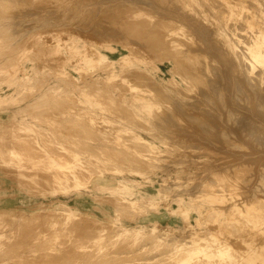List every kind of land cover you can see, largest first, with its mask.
Wrapping results in <instances>:
<instances>
[{
  "label": "rangeland",
  "instance_id": "obj_1",
  "mask_svg": "<svg viewBox=\"0 0 264 264\" xmlns=\"http://www.w3.org/2000/svg\"><path fill=\"white\" fill-rule=\"evenodd\" d=\"M214 22L206 0H0V97L14 99L0 105V149L12 146L20 159L40 162H25L30 173H22L18 161L9 168L0 157V264L264 263L263 250L254 254L264 247L258 220L264 216V80L257 77L260 68L250 73L213 37ZM69 38L75 42L66 44ZM90 44L111 62L131 52L138 63H115L114 77L106 63L96 71L79 67L70 48L85 46L93 56ZM142 60L159 72L150 74ZM22 69L25 86L19 85ZM135 94L149 99L148 112L134 103ZM114 181L132 193L137 210L114 193ZM240 198L259 199V214L232 221L228 205ZM147 199L156 205L144 204ZM66 209L96 220L95 226L66 221L60 215ZM20 213L45 215L22 221ZM136 228L143 233L134 234ZM216 239L227 240L234 253L203 254L205 243ZM175 246L185 250L177 254Z\"/></svg>",
  "mask_w": 264,
  "mask_h": 264
},
{
  "label": "bare ground",
  "instance_id": "obj_2",
  "mask_svg": "<svg viewBox=\"0 0 264 264\" xmlns=\"http://www.w3.org/2000/svg\"><path fill=\"white\" fill-rule=\"evenodd\" d=\"M183 1H185V0H183ZM193 2V1H192ZM197 2V1H196ZM216 3V6H214V4L213 5H211L210 3ZM184 3V2H183ZM185 5V4H184ZM204 5V4H203ZM206 5H207V7H209V9H210V11H211V14H212V18H214V23H213V27H212V31H210V32H216V34H215V36H213V37H216V38H218L219 40H221L222 42H221V44L223 45L222 47L224 48L225 47V49H229L230 51H231V54L233 55V56H237V59H239V61H242L243 63H241V64H248L249 65V68H250V73L257 67L259 70H260V72H259V74L257 75V77H261L262 78V80H264V0H208V2H207V0H206ZM186 6V5H185ZM196 10H197V8H195ZM137 10H139V9H137ZM137 10H135V11H137ZM174 12L176 13L177 12V10H174ZM192 12V11H191ZM194 12V11H193ZM196 12V11H195ZM135 13V12H134ZM206 13V12H205ZM217 13V14H216ZM132 14V13H131ZM198 14V13H197ZM216 14V15H215ZM223 14V15H222ZM225 14V15H224ZM172 15V14H171ZM207 15V14H206ZM194 16V15H193ZM195 16H197V15H195ZM194 16V17H195ZM178 17V16H177ZM204 17V16H203ZM145 19V18H144ZM143 19V20H144ZM176 19V18H175ZM192 19H194V18H192ZM130 20V19H129ZM204 20V19H203ZM229 20H232V23L234 22V24L230 27V26H228V21ZM140 21H141V19H140ZM136 22H137V20H136ZM142 22V21H141ZM140 22V23H141ZM146 22V21H145ZM151 22V21H150ZM231 23V22H230ZM142 24V23H141ZM182 25V24H181ZM140 26V25H139ZM134 27V26H133ZM138 27V26H137ZM144 27V26H143ZM182 27V26H181ZM149 28V27H148ZM173 28V27H172ZM172 28H171V30H172ZM146 29V28H145ZM170 29V28H169ZM168 29V30H169ZM206 29V28H205ZM208 29V28H207ZM211 29V28H210ZM154 30H155V28H154ZM167 30V31H168ZM174 31V30H173ZM168 32H170V31H168ZM180 32V31H179ZM209 32V33H210ZM179 34V33H178ZM208 34V33H207ZM210 35V34H209ZM54 35H52V37H53ZM170 36V35H169ZM165 37V36H164ZM166 37H167V33H166ZM58 38H60V36L58 37ZM36 39V38H35ZM73 39H74V37H73ZM182 39V38H181ZM78 40V39H77ZM61 41V40H60ZM163 41V40H162ZM171 41V40H170ZM172 41H174V40H172ZM218 41V40H217ZM75 42V40L73 41L72 40V38H69L68 39V42L66 43V44H68V45H70L71 43H74ZM166 42V41H165ZM42 43V42H41ZM89 43V42H88ZM179 43V42H178ZM62 44V43H61ZM168 44H169V41H168ZM167 44V45H168ZM176 44H177V42H176ZM175 44V45H176ZM220 44V43H219ZM178 45V44H177ZM39 46V45H38ZM45 46V45H44ZM44 46H43V48H44ZM90 46V51L89 52H91L92 54H93V56L92 55H89V54H87L86 53V48H85V46H83V48H81L80 50L77 48V47H75L74 45L70 48L71 49V52H72V54H73V56L74 57H77V61L79 62L78 63V66L79 67H84V68H88V69H92V70H94V71H96L94 68L95 67H97L98 65L100 66V64L101 63H106L107 64V67L109 66L110 67V74H111V77H114V76H116V73H115V67H113L114 66V64L115 63H117V64H120V65H122V66H124L125 68L126 67H128V66H130V65H135V64H137L138 62L135 60V59H132V53L131 52H128V54L126 55V56H124V57H121L120 59H118V60H116V62H111V61H109L107 58H106V56H104V55H102L100 52H99V50L95 47L96 45H93V44H90L89 45ZM100 46V45H99ZM102 46V45H101ZM169 46V45H168ZM47 47V46H46ZM66 47V46H65ZM170 47V46H169ZM174 47H177V46H174ZM173 46L171 47L172 49L174 48ZM178 47H180V46H178ZM215 47V46H214ZM217 47V46H216ZM41 48V47H40ZM105 48L106 49H109L110 47L109 46H105ZM104 48V49H105ZM13 49V48H12ZM89 49V48H88ZM177 48H175V50H176ZM179 49V48H178ZM177 49V50H178ZM27 50V49H26ZM41 50V49H40ZM65 50V49H64ZM109 50H112V49H109ZM171 50V49H170ZM219 50H220V45H219ZM239 50V52H237ZM127 51H129V50H127ZM88 52V51H87ZM186 53V52H185ZM188 54V53H187ZM87 55H89L90 57H88ZM189 55V54H188ZM33 56V55H32ZM92 56V57H91ZM29 57V56H28ZM136 58H137V56H136ZM10 59V58H9ZM144 59V58H143ZM141 60V59H140ZM182 61V60H181ZM185 61V60H184ZM188 61V60H187ZM144 65H145V68H146V70H148V72L150 73V74H153V73H156V72H159V68L158 69H155L152 65H150L149 63H147L146 62V60H142L141 61ZM5 63V62H4ZM12 63V62H11ZM13 64V63H12ZM106 64H104L105 66H106ZM2 65H3V63H2ZM1 66V65H0ZM4 66V65H3ZM104 66V67H105ZM179 67V66H178ZM76 68V67H75ZM174 68V67H173ZM172 68V69H173ZM2 69V68H1ZM8 69V68H7ZM33 69V68H32ZM59 69V68H58ZM104 69V68H103ZM106 69V68H105ZM182 69V68H181ZM247 69V68H246ZM246 69H245V71H246ZM188 70V69H187ZM248 70V69H247ZM0 73H1V71H0ZM7 73L8 74H10L9 72H5L4 73V75H7ZM48 74V73H47ZM61 74H62V72H61ZM78 74V73H77ZM89 74V73H88ZM188 74V73H187ZM245 74V73H244ZM248 74H249V71H248ZM247 74V75H248ZM3 74H1V76H2ZM21 76H20V80H19V77H18V80H19V85L20 86H25V83H24V81H25V79H27L28 78V75H27V73H26V71L24 70V69H22V71H21V74H20ZM107 75V74H106ZM186 75V74H185ZM189 75V74H188ZM250 75V74H249ZM121 77V76H120ZM185 77V76H184ZM255 77H256V75H255ZM255 77H254V79H255ZM256 77V78H257ZM4 78V77H3ZM16 78V77H15ZM14 78V79H15ZM36 78V77H35ZM81 78V77H80ZM79 78V79H80ZM37 79V78H36ZM44 79V78H43ZM47 79V78H46ZM73 79V78H72ZM6 80V79H5ZM4 80V81H5ZM41 80V79H40ZM60 80H62L61 79V77H60ZM94 80V82L95 81H97V80H95V79H93ZM103 80V79H102ZM249 80H251V79H249ZM253 80V79H252ZM89 81V80H88ZM92 81V80H91ZM257 81V80H256ZM38 82V81H37ZM61 82V81H60ZM99 82H100V80H99ZM74 83V82H73ZM88 83H93V81L92 82H88ZM87 83V81H86V83L85 84H88ZM101 83V82H100ZM171 83V82H170ZM40 84V83H39ZM184 84V83H183ZM33 85V84H32ZM43 85V84H42ZM184 85H186V84H184ZM78 86V85H77ZM34 87V86H33ZM91 87V86H90ZM107 87V86H106ZM189 87V86H188ZM65 88V87H64ZM67 88V87H66ZM134 88V87H133ZM100 89V88H99ZM98 89V90H99ZM72 90H73V88H72ZM109 90V89H108ZM132 90L133 89H131V92H132ZM50 91V90H49ZM48 91V92H49ZM62 91V90H61ZM84 91V90H83ZM107 91V90H106ZM110 91V90H109ZM113 91H114V89H113ZM151 91V90H150ZM54 92V91H53ZM81 92V91H80ZM97 91H95V93H96ZM98 92H100V91H98ZM108 92V91H107ZM115 92V91H114ZM137 92V91H136ZM149 91H145V92H143L144 94H149L148 93ZM264 92V91H263ZM58 93H59V91H58ZM57 93V94H58ZM85 93V92H84ZM89 93V92H88ZM53 94V93H52ZM56 94V93H55ZM61 94V93H60ZM79 94V93H78ZM102 94V93H101ZM105 93H103V95H104ZM109 94V93H108ZM134 94V93H133ZM133 94H131L132 96H133ZM146 94V95H147ZM43 95V94H42ZM42 95H41V97H42ZM49 95V94H48ZM63 95V94H62ZM82 95V94H81ZM89 95V94H88ZM98 95V94H97ZM99 95H100V93H99ZM106 95V94H105ZM153 95V94H152ZM52 96V95H51ZM65 96V95H64ZM101 96V95H100ZM107 96V95H106ZM109 97L110 96H112L111 95V92H110V95H108ZM145 95H140V94H135L134 95V97L132 98L133 100H134V103L135 102H138V105H140V107H139V109H141L142 111H147L148 112V110L151 108V104L149 103V99L148 98H146V97H144ZM148 96V95H147ZM10 97V95L8 96H5V97H0V105L2 106L3 104H5V103H8V102H11V101H14V99H12V98H9ZM47 97H49V96H47ZM54 97H55V95H54ZM53 97V98H54ZM66 97V96H65ZM83 97H84V95H83ZM96 97H98V96H96ZM254 97V96H253ZM46 98V97H45ZM50 98V97H49ZM52 98V97H51ZM103 98V97H102ZM127 98H130V97H127ZM130 98V99H131ZM41 98H39V100H40ZM43 99V98H42ZM66 99V98H65ZM83 99V98H82ZM96 99V98H95ZM101 99V98H100ZM130 99H128V100H130ZM22 100V99H21ZM47 100V99H46ZM61 100V99H60ZM85 101H87V100H84V102ZM91 101V100H90ZM108 101V100H107ZM111 101V100H110ZM115 101V100H114ZM123 101V100H122ZM131 101V100H130ZM35 102H36V100H35ZM40 102V101H39ZM92 102V101H91ZM95 102V101H94ZM129 101H127V103H128ZM152 102V101H151ZM43 103V102H42ZM79 103H80V101H79ZM86 103V102H85ZM95 103H97V100H96V102ZM98 103H100V101H98ZM10 104V103H9ZM20 104V103H19ZM41 104V103H40ZM47 104V103H46ZM128 104H130V103H128ZM31 105H33V104H30V106ZM105 105V104H104ZM130 105H132V106H134V108H135V105L136 104H132V102H131V104ZM56 106V105H55ZM54 106V107H55ZM98 106V105H97ZM103 106V105H102ZM137 106V105H136ZM51 107V106H50ZM58 107H60V106H58ZM81 107V106H80ZM41 108V107H40ZM83 108H85V107H83ZM102 108V107H101ZM131 108V107H130ZM133 108V109H134ZM137 108V107H136ZM76 109H78V108H76ZM154 109V108H153ZM47 111V110H46ZM97 111V110H96ZM140 111V110H139ZM138 111V112H139ZM56 112V111H55ZM60 112V111H59ZM43 115V114H42ZM53 116V115H52ZM28 117V116H27ZM38 117V116H37ZM45 117V116H44ZM47 117V116H46ZM45 117V118H46ZM54 117V116H53ZM48 118V117H47ZM63 118V117H62ZM77 119V118H76ZM47 120V119H46ZM54 120V119H53ZM63 120V119H62ZM79 121V120H78ZM14 122V121H13ZM90 123V122H89ZM13 124H15V123H13ZM12 124V125H13ZM14 126V125H13ZM15 127V126H14ZM19 127V126H18ZM17 128V127H16ZM16 128H14V130L16 129ZM92 128V127H91ZM20 129V128H19ZM13 130V129H12ZM98 130V129H97ZM4 131V130H3ZM92 131V130H91ZM6 133H7V131H6ZM12 133H13V131H12ZM122 133V132H121ZM13 134H16V133H13ZM12 134V135H13ZM132 134V133H131ZM22 136V135H21ZM135 136V135H134ZM5 137H7L6 135H5ZM12 137V136H11ZM14 137V136H13ZM25 137V136H24ZM32 137V136H31ZM45 137V136H44ZM15 138V137H14ZM17 138V137H16ZM22 138V137H21ZM21 138H18V140L19 139H21ZM43 138V137H42ZM41 138V139H42ZM51 138V137H50ZM12 139V138H11ZM28 138H26V140H27ZM49 139V138H48ZM134 139V138H133ZM56 140V139H55ZM65 140V139H64ZM132 140V139H131ZM135 140H136V138H135ZM20 141V140H19ZM21 141L22 142H24V139L22 138L21 139ZM48 141V140H47ZM12 142V141H11ZM16 142V141H15ZM29 142V141H28ZM62 142V141H61ZM79 142V141H78ZM18 143V142H17ZM60 143V142H59ZM89 143V142H88ZM120 143V142H119ZM3 144V143H2ZM16 144V143H15ZM63 144V143H62ZM123 144V143H122ZM10 145V144H9ZM25 145V144H24ZM54 145V144H53ZM52 145V146H53ZM119 145H121V143L119 144ZM128 145V144H127ZM135 145V144H134ZM13 146H15V145H13ZM78 146V145H77ZM133 146V145H132ZM12 147V146H11ZM11 147H8V148H10V150L9 151H4V152H2L3 151V149H0L1 150V152L2 153H0V157L2 158V156H3V158H4V162L6 161V160H9V161H6V162H9V165H6V166H8L9 168L10 167H12L13 165H14V167L15 166H18V164L16 165V164H14V162H17L18 161V163H19V166H18V171H20V172H26V173H28L29 171V169L30 168H28L27 166H26V164H25V162L27 163V162H30V161H24V160H22V159H20L21 157H19L20 156V154L21 155H23L22 154V150L20 149V152L21 153H18L17 151H15L16 149H11ZM122 147V146H121ZM128 147V146H127ZM171 147V146H170ZM5 148V147H4ZM7 148V147H6ZM12 148H14V147H12ZM26 148V147H25ZM81 148V147H80ZM104 148V147H103ZM37 149V148H36ZM69 149V148H68ZM4 150H6V149H4ZM38 151H39V149H37ZM48 150V149H47ZM106 150V149H105ZM58 151V150H57ZM37 152V151H36ZM40 152V151H39ZM140 152V151H139ZM150 152V151H149ZM25 153V152H24ZM133 153V152H132ZM37 154V153H36ZM57 154V153H56ZM60 154V153H59ZM80 154V153H79ZM100 154V153H99ZM45 155V154H44ZM62 155V154H61ZM95 155V154H94ZM98 155V154H97ZM64 156V155H63ZM100 156V155H99ZM23 157V156H22ZM42 157V156H41ZM2 158V159H3ZM24 158V157H23ZM25 158H27V157H25ZM45 158V157H44ZM66 158V157H65ZM68 158V157H67ZM216 158V157H215ZM6 159V160H5ZM42 159V158H41ZM76 159V158H75ZM103 159V158H102ZM12 160H13V162H12ZM34 160H37V159H34ZM71 160V159H70ZM113 160V159H112ZM33 161V160H32ZM38 161V160H37ZM33 162V163H31V165H35V166H37L40 162ZM117 161V160H116ZM45 162V161H44ZM79 162V161H78ZM120 163V162H119ZM5 164V163H4ZM13 164V165H12ZM37 164V165H36ZM47 164V163H46ZM78 165V164H77ZM107 165V164H106ZM3 166H5V165H3ZM5 166V167H6ZM55 166H57L56 164H55ZM60 166L62 167V168H64L65 166L62 164V163H60ZM81 166V165H80ZM111 166V165H110ZM115 167V166H114ZM130 167V166H129ZM8 168V169H9ZM16 168V167H15ZM82 168V167H81ZM84 168V167H83ZM87 168V167H86ZM85 168V169H86ZM152 168V167H151ZM32 169H34V168H32ZM55 169V168H54ZM67 169V168H66ZM4 170V169H3ZM57 170V169H56ZM88 170V169H87ZM81 171V170H80ZM89 171V170H88ZM32 172V171H31ZM56 172V171H55ZM75 172H76V170H75ZM128 172V171H127ZM19 173V172H18ZM30 173V172H29ZM35 173H37V172H35ZM50 173V172H49ZM88 174V173H87ZM23 175V174H22ZM58 175V174H57ZM69 175V174H68ZM77 175V174H76ZM93 175V174H92ZM91 175V176H92ZM235 175V174H234ZM64 176V175H63ZM62 176V177H63ZM90 176V177H91ZM40 177V176H39ZM38 177V178H39ZM87 177H89V176H87ZM221 177V176H220ZM260 177V176H259ZM36 178H37V176H36ZM37 178V180L40 182L41 181V179L42 178H40V179H38ZM75 178H77V177H74V179ZM54 179V178H53ZM52 179V180H53ZM87 180V179H86ZM53 181H55V180H53ZM69 181V180H68ZM71 181V180H70ZM74 181V180H73ZM95 181V180H94ZM223 181H225V180H223ZM227 181V180H226ZM229 181V180H228ZM239 181V180H238ZM97 182V181H96ZM230 182V181H229ZM236 181H232V183H235ZM57 182H55L54 184L55 185H57V184H59V183H57ZM61 183V182H60ZM70 183V182H69ZM84 183V182H83ZM89 182H85L84 183V186L85 187H87L86 185L88 184ZM51 184H52V182H51ZM50 184V185H51ZM75 184V183H74ZM39 185H41V184H39ZM53 185V184H52ZM54 185V186H55ZM66 185V184H65ZM69 185V184H68ZM81 181H79L78 180V184L76 185L77 187H81ZM114 193H117V194H119L121 197H122V200H124V203H125V205L126 206H128V207H130V210H131V208H139V206H137L138 205V201H136V200H134L133 198V195H132V193L127 189V187L125 186V185H123L122 183H116L115 181H114ZM221 185V184H220ZM219 185V186H220ZM236 186V184H230V183H228L227 184V186L228 187H231V188H233V187H235ZM53 186V187H54ZM59 186V185H58ZM233 186V187H232ZM240 186V185H239ZM53 187H51V188H53ZM57 187V186H56ZM69 187H70V185H69ZM211 187V186H210ZM55 188V187H54ZM54 188H53V190H54ZM64 188V187H63ZM112 188V187H111ZM205 188H208V185H207V187H205ZM218 188V187H217ZM237 188H238V186H237ZM55 189H57V188H55ZM210 189V191H211V188H208L207 190H209ZM235 189V188H234ZM79 190V189H78ZM208 192V191H207ZM234 192V191H233ZM211 193H213V192H211ZM210 193V194H211ZM206 194V193H205ZM210 194H208V195H210ZM231 194H233V193H231ZM119 195H118V197H119ZM213 195V194H212ZM212 195H210V196H208V198H209V201H208V199H207V201H205V200H203V201H205V202H210L209 204H210V206H211V203L212 202H214V198L212 197ZM203 196V195H202ZM201 196V197H202ZM207 196V195H206ZM205 196V197H206ZM226 196V195H225ZM229 196V195H228ZM115 197H117V196H115ZM118 197L116 198V199H118ZM121 197H119V199L121 198ZM160 197V196H159ZM107 198V197H106ZM105 198V199H106ZM229 198H231V197H228L227 199L229 200ZM109 199V198H108ZM113 199L114 198H111V200L109 199L108 201H113ZM115 199V200H116ZM232 199V198H231ZM114 200V201H115ZM121 200V199H120ZM181 199H179V201H180ZM263 200V199H262ZM199 201H201V200H199ZM107 202V201H106ZM117 202V201H116ZM118 202H120V201H118ZM123 202V201H122ZM157 201L156 200H152V199H147V201H146V203H144V204H147V205H149V206H155ZM175 202H177V201H175ZM230 202V201H229ZM260 202L261 201H259V199H258V201L257 200H251V199H248V198H240V202H237L236 203V201H233V203L232 204H229L228 205V211H229V213H230V216H232V218H231V220L233 221L234 220V218H233V216H237V218H246V217H250V220H251V217L254 215V214H259L258 212H259V209H260V207H261V204H260ZM109 203V202H108ZM111 203V202H110ZM113 203V202H112ZM121 203V202H120ZM196 203V202H195ZM198 203V202H197ZM199 203H201V202H199ZM207 203V204H208ZM188 204V203H187ZM113 205H114V203H113ZM112 205V206H113ZM124 205V206H125ZM130 205V206H129ZM226 205V204H225ZM224 205V206H225ZM257 205V206H256ZM115 206H117V205H115ZM209 206V205H208ZM212 206H213V204H212ZM193 207V206H192ZM217 207V206H216ZM119 208H120V206H119ZM123 207H121V209H122ZM213 208V207H212ZM262 208V207H261ZM126 209V208H125ZM124 209V210H125ZM137 209H135V210H137ZM182 211H184L185 212V210L183 209V208H180ZM199 210H201L202 208H198ZM67 211L65 212V210H63V212H61L60 213V215H62V218H66L67 220L66 221H69L70 220V222L72 221L73 222V220H77V221H79V222H84V223H89V222H92V224H91V226L94 224V226H95V223H93V222H95L96 220H94V219H90L89 217H81V215L80 214H78V213H75L74 211H72V210H70V209H66ZM199 210H197L198 212V216H199V214H201V212H199ZM262 210V209H261ZM209 211H210V209H209ZM207 212V213H212L211 211L210 212ZM213 211H215V210H213ZM264 211V210H263ZM262 211V212H263ZM56 213V212H55ZM179 213V212H178ZM182 213V212H181ZM45 214H51L50 212L49 213H45ZM45 214H37V216H33V215H26V214H24V213H20V218H21V220L23 221H25L27 218H29V220H30V218H34V217H38V216H43V215H45ZM56 214H58V213H56ZM55 214V215H56ZM216 214H219L217 211H215V214L214 215H216ZM236 214V215H235ZM59 215V214H58ZM213 215V216H214ZM264 215V214H263ZM18 216V215H17ZM64 216V217H63ZM183 216V215H182ZM202 216V215H201ZM205 216V215H204ZM47 217V216H46ZM122 217V216H121ZM185 217V216H184ZM209 217V216H208ZM215 217V216H214ZM213 217V218H214ZM254 217V216H253ZM60 218H61V216H60ZM59 218V219H60ZM259 219L258 220H261L260 222H262L263 224H264V216H262V213H260L259 214V217H258ZM42 219H44V218H42ZM48 219H50V218H48ZM58 219V220H59ZM202 219V218H201ZM207 219V218H206ZM28 220V221H29ZM34 220V219H33ZM51 220L52 219H50V222H51ZM257 219H256V221H258ZM31 221V220H30ZM49 221V220H48ZM62 221V220H61ZM64 221H65V219H64ZM228 221V220H227ZM239 221V220H238ZM247 221V220H246ZM254 221V220H253ZM19 222V221H18ZM21 222V221H20ZM34 222V221H33ZM47 222V221H46ZM55 222V221H54ZM63 222V221H62ZM109 222V221H108ZM16 223V222H15ZM57 223V222H56ZM63 223H65V222H63ZM74 223V222H73ZM98 223V222H97ZM196 223H197V221H196ZM211 223V222H210ZM255 223V222H254ZM261 223V224H262ZM52 224V223H51ZM50 224V225H51ZM58 224V223H57ZM66 224H68V223H66ZM70 224V223H69ZM72 224V223H71ZM99 224V223H98ZM153 224V223H152ZM258 224H260V223H258ZM262 224V225H263ZM61 225L63 226L64 224H62L61 223ZM84 225V224H83ZM86 225V224H85ZM102 225V224H101ZM110 225V224H109ZM156 225V224H155ZM262 225H259V226H262ZM44 226H49L48 225V223L45 225L44 224ZM57 226V225H56ZM68 226V225H67ZM66 225L65 226H63V229L65 228V227H67ZM75 226V225H74ZM81 226V225H80ZM97 226H100V225H97ZM96 226V227H97ZM154 226V225H153ZM187 226V225H186ZM258 226V227H259ZM76 227V226H75ZM88 227V226H87ZM103 227H104V225H103ZM109 227V226H108ZM155 227V226H154ZM263 227V226H262ZM48 228H50V227H48ZM54 228V227H53ZM100 228H102V227H99V229ZM105 228V227H104ZM110 228V227H109ZM157 229H158V227H156ZM169 228V227H168ZM226 228V227H225ZM17 229V228H16ZM89 229V228H88ZM155 229V228H154ZM164 229V228H163ZM50 230H53V229H51L50 228ZM59 230V229H58ZM93 230V229H92ZM96 230V229H95ZM100 230H102L103 231V229H100ZM170 230V229H169ZM171 230H172V228H171ZM259 231H260V229H258ZM257 230V231H258ZM55 231V230H54ZM63 231V230H62ZM61 231V232H62ZM117 231H119V230H117ZM117 231H116V233H117ZM165 231V230H164ZM163 231V232H164ZM262 231V230H261ZM2 232V231H1ZM49 232V231H48ZM57 232V231H56ZM56 232H53V233H56ZM92 232V231H91ZM104 232V231H103ZM103 232H101V233H103ZM111 232V231H110ZM115 232V231H114ZM124 234L125 235H127V234H130V233H132L129 229H124ZM141 232H142V229H140V228H136V229H134V234H136L137 236H139L140 234H141ZM154 232V231H153ZM169 232V231H168ZM168 232H166V233H168ZM171 232V231H170ZM197 233H198V231H196ZM212 232V231H211ZM210 232V233H211ZM263 232H264V228H263ZM262 232V233H263ZM59 233V232H58ZM97 234H98V232H96ZM143 233V232H142ZM161 233V232H160ZM258 234H259V232H257ZM66 234V233H65ZM77 234V233H76ZM96 234V236H100V233L97 235ZM121 234V233H120ZM123 234V233H122ZM155 234V233H154ZM156 234H157V232H156ZM162 234H164L165 235V233H162ZM208 234H209V232H208ZM212 235H213V233H211ZM40 235V234H39ZM53 236L55 235V234H52ZM63 235V234H62ZM73 235V234H72ZM102 235V234H101ZM106 235H108V234H105V236ZM111 235V234H110ZM116 235V234H115ZM211 235V236H212ZM251 235V234H250ZM262 235V234H261ZM2 236V235H1ZM57 236H58V234H57ZM121 236V235H120ZM143 236V235H142ZM215 236V235H214ZM263 236V235H262ZM40 237V236H39ZM47 237V236H46ZM55 237V236H54ZM129 237V236H128ZM162 237V236H161ZM160 237V238H161ZM167 237V236H166ZM165 237V238H166ZM257 237V236H256ZM9 238V237H8ZM98 238V237H97ZM97 238H96V240H97ZM99 238H101V239H99ZM98 239L99 240H101V243H103V240H102V238H104V237H99ZM114 238V237H113ZM135 238V237H134ZM137 238V237H136ZM212 238V237H211ZM94 239V238H93ZM106 239V238H105ZM110 239V238H109ZM164 239V238H163ZM218 239H219V237H218ZM53 240H54V238H53ZM52 240V241H53ZM94 241V242H97V244L99 243L100 244V242H98V241ZM116 240V239H115ZM125 240V239H124ZM133 240V239H132ZM167 240V239H166ZM251 240V239H250ZM258 240V239H257ZM2 241V240H1ZM55 241V240H54ZM57 241V240H56ZM112 241V240H111ZM165 241V240H164ZM208 241H210L211 243H213L212 242V240H209L208 239ZM225 241H227V240H225ZM225 241H218V243H217V239H216V245L215 244H213V245H210L209 243H205V241H204V243H205V245L203 246V248L205 247V251H203V249H199L200 250V252H204L203 254H226V253H228V252H230V251H232L234 248H232V250H231V248H230V246H229V243L227 242H225ZM243 241H245V240H243ZM93 242V241H92ZM91 242V243H92ZM117 242V241H116ZM161 242V241H160ZM231 242V241H230ZM235 242V241H234ZM237 242V241H236ZM263 242V241H262ZM1 243V242H0ZM90 242H88V244H89ZM107 243V242H106ZM156 243V242H155ZM189 244H191L190 242H188ZM188 243H186V244H188ZM203 243V242H202ZM85 244H87V243H85ZM159 244V243H158ZM175 244V243H174ZM188 244V245H189ZM231 244V243H230ZM246 244H248V243H246ZM251 244V243H250ZM263 244V243H262ZM90 245V244H89ZM93 245V244H92ZM102 245V244H101ZM192 245V244H191ZM235 245V244H234ZM88 246V245H87ZM174 246V245H173ZM178 246H180V245H178ZM178 246H175V249L178 247ZM184 248H185V246H184V244L182 245ZM182 246H181V248H182ZM195 246H200V244L198 243H196V242H193V247H195ZM232 246V245H231ZM57 247V246H56ZM98 247H101V246H98ZM129 247V246H128ZM189 247V246H188ZM187 247V248H188ZM211 247H213V248H211ZM236 247V246H235ZM263 247V246H262ZM262 247H260V248H258V249H255L254 250V254H257L258 252L260 253V252H262V250L264 251V247L262 248ZM81 248V247H80ZM90 248V247H89ZM93 248V247H92ZM94 248H95V246H94ZM106 248V247H105ZM104 248V249H105ZM112 248V247H111ZM174 248V247H173ZM57 249V248H56ZM82 250H83V248H81ZM87 249V248H86ZM101 249V248H100ZM99 249V250H100ZM126 249V248H125ZM180 249V248H179ZM186 249V248H185ZM185 249H180L181 251H183V250H185ZM193 248H192V246H191V248H188V250H192ZM240 249V248H239ZM30 250V249H29ZM84 250H85V247H84ZM88 250V249H87ZM98 250V249H97ZM98 250V251H99ZM178 252H177V254H179V251L180 250H178V249H176ZM187 250V249H186ZM195 250H197V249H195ZM237 250V249H236ZM53 251H54V249H53ZM90 251H91V249H90ZM103 251V250H102ZM101 251V252H102ZM106 251V250H105ZM173 251V250H172ZM233 251H235V249L233 250ZM232 251V253H234ZM257 251V252H256ZM57 252V251H56ZM93 252V251H92ZM94 252H95V250H94ZM93 252V253H94ZM174 252V251H173ZM237 252H238V250H237ZM96 253H97V251H96ZM95 253V254H96ZM99 253V252H98ZM114 253V252H113ZM236 253V252H235ZM243 253L245 254V253H247V250H245V251H243ZM242 253V254H243ZM258 253V254H259ZM101 254V253H100ZM108 254V253H107ZM110 254V253H109ZM172 254V253H171ZM175 254H176V252H175ZM238 254V253H237ZM240 254V253H239ZM241 254V255H242ZM97 255V254H96ZM204 255V256H205ZM261 255V254H260ZM93 256V255H92ZM116 256V255H115ZM225 256V255H224ZM103 257V256H102ZM108 257V256H107ZM218 257V256H217ZM95 258H97V257H95ZM214 258V257H213ZM225 259V258H224ZM221 260V259H220ZM214 261H216V260H214ZM217 262V261H216ZM213 263H215V262H213ZM131 264V263H130ZM139 264V263H138ZM227 264V263H226ZM262 264H264V263H262Z\"/></svg>",
  "mask_w": 264,
  "mask_h": 264
}]
</instances>
